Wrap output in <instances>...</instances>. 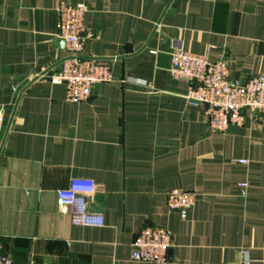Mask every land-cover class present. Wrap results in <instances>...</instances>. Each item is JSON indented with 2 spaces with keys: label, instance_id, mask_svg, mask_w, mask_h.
Masks as SVG:
<instances>
[{
  "label": "crops",
  "instance_id": "obj_1",
  "mask_svg": "<svg viewBox=\"0 0 264 264\" xmlns=\"http://www.w3.org/2000/svg\"><path fill=\"white\" fill-rule=\"evenodd\" d=\"M58 1L85 5L80 54L112 73L78 102L50 79L68 54ZM175 48L224 58L231 77L264 74V0H0V254L151 264L129 253L156 225L170 234L164 264H264V115L210 132L188 82L168 73ZM76 179L92 183L101 227L57 212L55 190ZM171 189L194 196L183 219L165 206Z\"/></svg>",
  "mask_w": 264,
  "mask_h": 264
},
{
  "label": "built area",
  "instance_id": "obj_2",
  "mask_svg": "<svg viewBox=\"0 0 264 264\" xmlns=\"http://www.w3.org/2000/svg\"><path fill=\"white\" fill-rule=\"evenodd\" d=\"M86 10L82 2L58 1L56 5V35L64 40L68 54L60 59L50 79L64 84L63 99L68 102L85 100L93 84L111 81L108 63L96 58H81L83 48V15ZM169 75L188 82L184 94L187 99L203 104V115L207 129L213 133H224L230 124L239 125L245 112L264 115V74L257 73L240 79L229 75L224 58L209 60L205 55L182 48L170 52ZM2 111L0 107V126ZM246 164V159H236ZM244 188L245 182L238 184ZM92 190L89 180H71L66 189L55 190L57 212L68 214L71 224L86 227H101L103 217L92 211L87 198ZM191 192L171 189L165 194V206L175 210L181 219L193 205ZM170 246L169 232L160 226L143 225L131 243V260L151 264H164ZM0 264H14L9 255L0 254Z\"/></svg>",
  "mask_w": 264,
  "mask_h": 264
},
{
  "label": "water",
  "instance_id": "obj_3",
  "mask_svg": "<svg viewBox=\"0 0 264 264\" xmlns=\"http://www.w3.org/2000/svg\"><path fill=\"white\" fill-rule=\"evenodd\" d=\"M60 42H61V43L63 42V39H62V38H60ZM79 57H81V58H89V56H85V55H81V54L79 55ZM59 61H60V60H59ZM59 61H58V62H59ZM58 62H57V63H58ZM43 72H45V71H43Z\"/></svg>",
  "mask_w": 264,
  "mask_h": 264
}]
</instances>
